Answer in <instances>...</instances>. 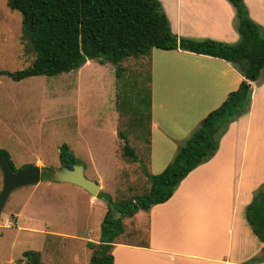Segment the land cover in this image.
Masks as SVG:
<instances>
[{"label":"rangeland","instance_id":"1","mask_svg":"<svg viewBox=\"0 0 264 264\" xmlns=\"http://www.w3.org/2000/svg\"><path fill=\"white\" fill-rule=\"evenodd\" d=\"M259 26L263 35L264 26ZM153 51L157 50H151L148 59ZM33 59L20 13L10 10L6 0H0V70H21ZM120 66V77L115 73L116 66L96 60L53 77L13 82L0 76V151L7 153L15 170L30 166L44 170L39 185L17 188L5 203L0 215V264H25L22 253L41 251L43 242L40 264H89L91 251L86 241L95 242L100 236L107 203L72 184L48 178L52 170L61 167L62 145L68 146L81 162L85 177L96 182L100 193L114 203L148 192L146 169L140 160L143 151L138 150L149 134L141 128L150 123L145 92L148 64L142 57L125 59ZM263 85L264 68L253 95ZM258 118L257 113L253 125L258 124ZM120 131L127 136L140 163L122 155L124 142L117 136ZM257 138L255 133L253 145ZM90 197L96 201L90 203ZM12 214L18 217L16 227L6 226L9 218L11 222L14 219ZM125 224L129 230L130 225ZM145 228L142 223V240Z\"/></svg>","mask_w":264,"mask_h":264},{"label":"crops","instance_id":"2","mask_svg":"<svg viewBox=\"0 0 264 264\" xmlns=\"http://www.w3.org/2000/svg\"><path fill=\"white\" fill-rule=\"evenodd\" d=\"M242 1L249 19L264 26V0ZM159 2L178 38L225 43L239 39L235 10L226 0ZM156 50L150 59L143 57L149 73L150 123L148 139L138 149L150 175L167 167L200 122L244 80L221 59ZM254 87L255 82L250 83L248 111L230 124L215 155L191 172L167 202L123 220V233L111 248L113 264H246L261 254L264 243L244 216L253 192L264 184V85L253 95ZM257 113L258 124L253 125ZM92 201L96 199L90 197ZM10 217L14 219L9 218L6 226L16 227L18 217ZM142 223L143 240L139 238ZM99 237L91 243L97 244ZM43 247L44 242L41 251ZM41 251L33 252L40 258Z\"/></svg>","mask_w":264,"mask_h":264},{"label":"trees","instance_id":"3","mask_svg":"<svg viewBox=\"0 0 264 264\" xmlns=\"http://www.w3.org/2000/svg\"><path fill=\"white\" fill-rule=\"evenodd\" d=\"M226 1L235 10V30L239 36L232 45L210 39L178 38L171 31L159 0H6L10 10L20 13L23 35L34 55L31 64L24 69L14 72L0 70V76L13 82L73 72L88 60L113 64L117 77H120L123 60L147 57L152 49L180 50L218 58L233 65L244 78L238 89L210 112L179 146L161 173L150 175L144 169L149 184L147 193L118 204L108 195L98 194L107 203V210L100 225L98 243H87L91 251L89 264H113L111 248L123 233V220L167 202L191 172L215 155L230 124L248 111L250 83L257 81L264 68V34H261L260 26L249 19L242 0ZM145 92L149 97V120L148 86ZM141 128L149 133V125H141ZM117 136L124 142L122 155L140 163L125 133L120 131ZM0 154L12 165L6 152L0 151ZM59 160L61 166L69 169L81 165L66 145L59 149ZM48 178L51 180L50 174ZM244 216L252 233L264 243V184L253 192ZM22 257L29 264H40L39 255L33 251L24 252ZM263 260L264 249L246 264Z\"/></svg>","mask_w":264,"mask_h":264},{"label":"water","instance_id":"4","mask_svg":"<svg viewBox=\"0 0 264 264\" xmlns=\"http://www.w3.org/2000/svg\"><path fill=\"white\" fill-rule=\"evenodd\" d=\"M0 173L2 175V188L0 191V215L9 195L17 188L36 185L41 180L44 170L39 166H30L14 172L8 159L0 154ZM51 180L59 183L72 184L92 197L96 198L100 193L99 185L87 179L82 165H73L71 169L61 166L52 170Z\"/></svg>","mask_w":264,"mask_h":264},{"label":"flooded vegetation","instance_id":"5","mask_svg":"<svg viewBox=\"0 0 264 264\" xmlns=\"http://www.w3.org/2000/svg\"><path fill=\"white\" fill-rule=\"evenodd\" d=\"M42 176V175H41Z\"/></svg>","mask_w":264,"mask_h":264}]
</instances>
